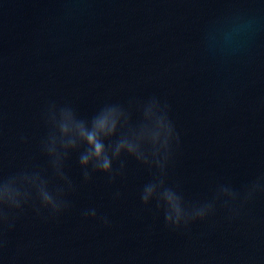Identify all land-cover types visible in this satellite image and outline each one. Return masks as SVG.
<instances>
[{
  "label": "water",
  "instance_id": "water-1",
  "mask_svg": "<svg viewBox=\"0 0 264 264\" xmlns=\"http://www.w3.org/2000/svg\"><path fill=\"white\" fill-rule=\"evenodd\" d=\"M235 9L259 20L245 50L205 51L209 22ZM152 95L171 105L181 134L170 177L186 198L211 197L218 184L242 190L264 172V0H0L5 173L46 165L40 115L49 101L90 116L105 102ZM68 173L78 185L73 207L47 221L27 210L8 233L6 257L21 246L17 264H264V195L236 220L220 210L182 234L140 201L151 174L135 160L115 183L101 173L83 183L75 154ZM93 207L111 226L84 218Z\"/></svg>",
  "mask_w": 264,
  "mask_h": 264
},
{
  "label": "clouds",
  "instance_id": "clouds-1",
  "mask_svg": "<svg viewBox=\"0 0 264 264\" xmlns=\"http://www.w3.org/2000/svg\"><path fill=\"white\" fill-rule=\"evenodd\" d=\"M259 30L255 14L235 9L211 20L202 36L201 45L210 53L225 58L236 57L247 47ZM45 134L39 150L47 158L46 165H25L5 173L0 168V259L17 264L22 254L6 257L8 233L31 209L43 220H58L73 207L70 194L78 185L68 173L69 161L76 155L83 183L94 174H104L109 183L127 174L128 160H135L147 169L151 179L144 183L139 198L145 207L154 204L162 213L165 227L189 234L192 225L208 222L223 210L229 221L238 219L246 206L264 195V172L242 190L230 183L218 184L211 197L202 200L186 198L179 182H171L170 170L175 166L181 148V134L172 117V107L157 95L145 99L132 98L126 103L105 102L90 116H82L71 103L49 101L40 115ZM27 142V138L21 136ZM122 193L113 194L114 199ZM84 218L112 222L98 216L96 208L85 209Z\"/></svg>",
  "mask_w": 264,
  "mask_h": 264
}]
</instances>
